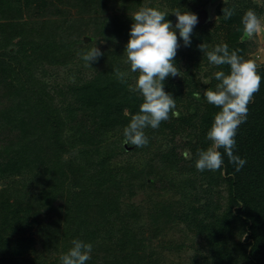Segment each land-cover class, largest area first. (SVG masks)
I'll return each mask as SVG.
<instances>
[{
    "label": "rangeland",
    "instance_id": "rangeland-1",
    "mask_svg": "<svg viewBox=\"0 0 264 264\" xmlns=\"http://www.w3.org/2000/svg\"><path fill=\"white\" fill-rule=\"evenodd\" d=\"M17 1L20 6L17 22L13 28L0 25V57H4L17 69L20 68L21 76L25 75L32 83L38 79L45 86L44 93H48L46 97L52 100L50 104L57 106L60 111L58 117L63 124L58 131V136L67 133L70 125L73 124L75 128H83L86 132L91 131L92 116L84 110V102L79 97L76 88L96 78L98 70L102 65L106 66V62L97 61L95 63L97 70L86 67L80 53L93 45L98 48H108V51L116 50L118 46L112 56L115 57L113 60L120 61V66L127 67V71L130 72L124 49L129 39L125 32H130L133 23L131 14L142 6L150 5L151 7H164V10L168 12L176 9L175 7L169 8L165 3L159 4L160 0ZM6 7L8 8V4ZM10 7L15 6L10 5ZM224 7L235 9L231 22H221L219 10ZM249 8L254 9L258 16L264 19V0H226V2L224 0H198L190 10L198 16V23L193 31L202 37V43L209 45V50L217 44L225 43L222 42L223 40L228 45L237 40L240 43L239 55L246 59L256 60L258 65L262 64L264 63V33L242 42L240 39L242 33L239 35L236 32L238 22H241L242 15ZM106 15H110L106 31H114L113 34L98 33L99 21ZM167 17H169L167 20L171 21L174 26L176 17L171 13ZM21 21H27V23L22 25ZM44 21L48 27L52 28L50 37L53 42L68 40L69 43H73L74 39H79L77 44H80V50L72 53L70 59L61 60L59 58L62 62L58 64L42 62L34 51V47L38 43L40 32L43 31L42 22ZM52 23H55L57 28H54ZM123 23L129 25L120 28ZM118 28L122 32H118ZM177 37L180 47L174 63L182 71L181 75L185 72H193L196 79L207 83L208 77L204 74L209 67L202 60L200 68L190 65L192 69L188 72V46H184L178 31ZM135 75L132 74L126 78L129 85L133 84ZM72 77L74 80L71 79ZM180 77H170V79L179 80ZM16 80H18L17 76ZM15 81L12 82L15 83ZM27 83L26 85L32 86V83ZM8 84L7 79V87L1 84V88L10 92ZM205 90L208 89L199 87L196 91L187 93L186 96L190 102L183 103L184 106L179 105L176 110L186 109L190 114L195 106L202 102L201 99H194V93L199 91L201 94ZM22 98L24 99V94L16 93V97L8 100L12 107L10 112L0 114V166L4 168L7 166L8 159L12 157V151L4 145L7 143L8 146L17 145L12 138H20L19 135L15 137L19 130L9 129L8 122L11 117H20L19 125H21L24 138L39 137L38 141L43 143L51 138L49 134L45 137L44 134H39L41 124L45 123L40 121V116L37 117L36 113H26L24 109L20 110L23 105ZM3 102H6V98ZM23 106L25 109L29 108ZM17 109L19 113L10 114ZM124 110L128 113L126 108ZM164 124L167 136L163 139L159 140L161 136L158 129H152L153 132L150 133L146 128L145 133L152 140L151 145L147 144L143 148L123 145L122 138L118 141L114 155L110 158L105 155L108 164L103 170L110 176L115 175L120 167L130 165L134 168L123 180L129 181V185L107 186L111 182L107 180L105 182L107 175L104 178L99 177L100 170L97 172L99 181H95L94 173L100 166L91 163L88 168L87 181L85 179L87 185L84 186L83 182H76L75 179L80 176V173H74L79 166L78 146L62 152V160L67 163L64 166L62 164L64 174H57L58 182L48 188L51 189V195L55 197L52 200L53 208L51 209L43 205L46 203L45 199L41 200L42 206L36 204L37 200L42 198L37 195V192L45 182L40 181L37 174H33L30 178L24 176L23 179L17 176V180L12 182L7 190L1 188L6 183L0 180V235L3 236V239H0V264H46L48 262L60 264V254L64 253L61 225L69 212L67 206L73 205L69 216L72 221L77 213L78 205L82 207L85 205L83 210L86 229L84 231L95 233L93 221L97 217L96 211L100 208L99 203L103 202L110 206L114 199L118 203L117 209L127 212L125 213L126 220L131 221L138 217L136 228L144 237L139 251L144 255L146 262L245 264L240 250L235 247L230 248L232 245L228 248V242H225V236H228L229 239L231 237L235 241V245H240L241 249L245 248V242H242L244 237L242 229L234 227L233 221L229 218V212H233L236 205L233 202L229 203L228 179L222 170L216 175V171L201 172L195 168L197 150L206 149L210 144L206 139L207 132L191 128L189 118L185 113L179 118L170 117L169 120L164 121ZM96 146L100 151H105L100 142L85 141L84 143V148L90 149V152H94L93 149ZM186 150L191 154L189 158L184 156ZM37 151L39 150L35 149L33 153ZM37 164L38 167H36ZM33 165L32 169L38 171L44 167L38 162ZM118 178L119 176L116 180ZM122 182L118 180V183ZM57 204L61 206L57 207ZM57 214H59V224L51 225L58 228V231L54 233V236L58 237V240H55L57 241L55 247V243H48L40 221L48 219V216L54 218ZM20 237H30L26 240L30 244L25 241L21 246L22 251L15 248Z\"/></svg>",
    "mask_w": 264,
    "mask_h": 264
},
{
    "label": "trees",
    "instance_id": "trees-1",
    "mask_svg": "<svg viewBox=\"0 0 264 264\" xmlns=\"http://www.w3.org/2000/svg\"><path fill=\"white\" fill-rule=\"evenodd\" d=\"M197 2L198 0H160L159 4L165 3L171 9L179 7L181 11H190ZM7 4L8 8L6 7ZM10 5L15 7H10ZM19 6L20 3L17 0H0V20H2L0 21V25L5 28H13L17 22ZM159 9L164 10V7ZM219 11L222 23L231 22V18L224 19L222 9ZM109 21L110 15L101 18L98 25V33L113 34L112 32L114 31H106ZM45 22H42L43 31L40 32L38 43L34 47V51L42 62L48 61L50 64H58L62 62L59 58L61 60L70 59L72 53L74 54L80 50L81 46L77 44L80 41L79 39H74L73 43H69L68 40L57 43L53 42V39L50 37L52 28L48 27ZM26 23L27 21H21L22 25ZM52 25L54 28H57L55 23H52ZM128 25L127 23H123L120 25V28ZM237 25L238 28L242 29L240 21ZM120 28H118V32H122ZM236 32L239 35L241 34L240 31ZM125 33L129 37V33ZM222 42L227 43L224 40ZM201 43L202 37L193 31L191 44L187 48L189 53L187 71L189 72L192 69L190 65H194L195 68H200L204 61V64L209 67L207 69L208 71L204 74L208 77L207 83H202L199 79H196V75L193 72H185L179 80L170 79V76L164 81V90L176 99V107L179 105L184 106L183 103L190 102L186 94L196 91L199 87L214 90L215 85L218 83L213 75L215 71L223 70L226 74L228 73L229 69L226 65L217 67L209 64L204 53H201L198 48V45ZM239 45L240 43L235 40L228 46L230 50H237ZM117 47L116 50L118 49ZM99 49L103 55L97 61L104 60L106 66H101L96 78L78 85L76 88L79 97L84 102V110H86L88 115L92 116V120H90L91 131L86 132L83 128H75L73 124L70 125L67 133H63V136H58V131L63 124L58 117L60 111L57 106L50 104L52 100L50 97H46L48 93H44L45 86L38 79L32 83L25 75L21 76L20 68L17 69V67L8 63L4 57H0V104H3V106H0V114L10 112L12 108L10 103H8L10 98L16 97V93L24 94L22 104L29 108L25 109L21 105L22 108L20 110L24 109L27 111L26 113H36L37 117L40 116V121L45 123L41 124L39 134H44V137L48 134L51 135V138L44 143L38 141L39 137L24 138L22 136L23 131H21V125H19L20 117L13 116V118L11 117L9 119V129L19 130V133L15 134V137L19 135L20 138H12L14 139L13 142L17 143V145L8 146V143L4 145L5 148L12 151V157L6 162L7 166L5 168L0 166V180L6 183L1 187L2 189L7 190L8 186L17 180V176L23 179L24 176L30 178L33 174H37L39 176L37 178L45 182H43L40 191L37 192V195L42 198L37 200L36 204L42 206L41 200L45 199L46 203H43V205L50 209L53 208L52 200L55 197L51 195V189L48 188L55 182H58L59 177L57 174L63 173V166L67 163L62 160V152L76 146H78L77 154L80 156L78 157L79 166L74 170V173H80L79 178L75 179L76 182H83L82 184L84 186L87 185V173L89 164L91 163L100 166L95 170V181H99V177L104 178L107 175L105 182L106 180L111 182L107 186L121 187L122 185L130 184L129 181L123 180L134 170L132 166L120 167L118 172L111 176L103 169L108 164L105 155L108 158L114 155V150L118 147V141L123 138L122 129L129 122V114H135L139 111L142 97L138 93L129 90L128 82L122 83L117 78L115 74L116 69L127 72L128 76L134 73L128 72L127 67H121L120 61L113 60L115 57L112 56L116 50L108 51V48ZM95 63L91 64L92 69H96ZM258 72L261 76L260 90L255 93L252 102L248 105L247 119L239 126L235 137L236 148L234 149V154L246 159V164L240 171H236L235 166L228 162L227 156L225 155L224 165L216 171V175H218V172L222 170V173L228 179L229 203L233 202L236 205L233 208V212H229V218L233 221L234 227L242 229L244 233L242 242H245V248L241 249L242 247L240 245H235V241L231 237L229 239L228 236H225V242H228V248L229 245H232L230 248L235 247L240 250L245 264H264V63L259 64ZM16 76L18 80H16ZM7 79L11 93L1 88V84L7 87ZM12 81H15V83ZM27 82L32 83V86L26 85L28 84ZM5 98L6 102H3ZM200 99L202 101L201 104L195 106L190 114L187 113L186 109L179 111V113L180 115L185 113L188 116L191 128L207 132L213 122L214 114L219 109L206 101L204 91L201 92ZM125 108L128 110V113H125ZM17 113H19L18 109L12 111L10 114L15 115ZM148 130L150 133L153 132L150 127ZM158 132L161 136L159 140L167 136L164 122L161 123ZM107 139H110V141H107ZM83 141L84 143L85 141L100 142L105 151H100L96 146L93 149L94 152H90V149L84 148ZM151 144L152 140L149 139L148 146ZM35 149L39 151L34 154ZM220 151L223 154V149H220ZM21 156L22 159H20ZM37 162L44 165L42 170L39 169L40 171L32 169L33 164ZM38 166L37 164L36 167ZM99 170L98 177L97 172ZM8 174L10 175L9 177ZM117 176L119 178L116 180ZM118 180L119 182H123L118 183ZM112 203L110 206L103 202L99 203L100 208L97 209V217L93 221V226L96 229L95 233L84 231L86 229L84 225L85 212L83 210L85 205L84 207L80 204L78 205L77 213L74 215L72 221H70L69 216L70 208L73 205L67 206L69 212L64 217L63 224L61 225L63 252H67L71 247V240L80 239L93 245L91 259L86 264H157L150 261L146 262L144 255L139 251V246L142 244V238L144 237L141 236L139 229L136 228L139 221L138 217L133 218L131 221L126 220L125 213L127 212L125 210L122 212L120 209H117L116 205L118 203L116 199ZM58 206H61V204H57ZM56 223L59 224V214L54 218L48 216V219H41L40 221L41 229L42 231L44 230V236L48 238V243H55V247L57 245V241L55 240H58V237H55L54 233L58 231V228L52 227L51 225ZM0 239H3L2 235H0ZM28 239L30 237H20L15 248L22 251L21 246ZM26 243L30 244L29 241H26ZM46 264L52 263L48 262Z\"/></svg>",
    "mask_w": 264,
    "mask_h": 264
},
{
    "label": "clouds",
    "instance_id": "clouds-1",
    "mask_svg": "<svg viewBox=\"0 0 264 264\" xmlns=\"http://www.w3.org/2000/svg\"><path fill=\"white\" fill-rule=\"evenodd\" d=\"M169 13L176 17L174 26L166 19ZM222 13L227 20L234 15L235 9L224 7ZM131 19L133 23L124 53L130 72L136 74L129 90L138 93L142 102L137 113L129 114V122L122 129V144L143 148L149 143L146 128L155 130L170 117L179 118L176 99L165 92L164 81L170 76H182V71L174 63L180 47L177 31L184 46H190L198 16L191 11H181L179 7L168 12L160 10L159 7L142 6L131 14ZM241 25L242 29L238 28L237 31L242 33V42L264 33V19L254 9L249 8L244 12ZM198 48L209 64L217 67L226 65L229 70L227 74L223 70L215 71L213 75L218 83L214 90L204 91L206 101L219 111L214 114L213 122L206 133L209 146L196 152L195 168L201 172L217 171L224 165L226 155L228 162L235 166L236 171H240L246 164V159L234 154L235 137L239 126L247 119L248 105L260 90L259 65L256 60L239 55L238 49L230 50L227 43L217 44L211 50L207 43H201ZM102 55L96 45L80 53L85 66L90 68ZM115 74L122 83L127 82V72L116 69ZM71 79L74 80V77ZM200 98V92H195L194 99ZM220 149H223V154ZM190 155L187 150L184 152L185 158ZM70 243L71 247L67 252L60 254V264H86L91 259L93 245L80 239H73Z\"/></svg>",
    "mask_w": 264,
    "mask_h": 264
}]
</instances>
